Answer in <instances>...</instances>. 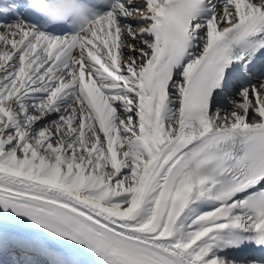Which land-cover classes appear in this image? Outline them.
<instances>
[{
	"label": "snow or ice",
	"instance_id": "snow-or-ice-1",
	"mask_svg": "<svg viewBox=\"0 0 264 264\" xmlns=\"http://www.w3.org/2000/svg\"><path fill=\"white\" fill-rule=\"evenodd\" d=\"M0 264H264V0H0Z\"/></svg>",
	"mask_w": 264,
	"mask_h": 264
}]
</instances>
